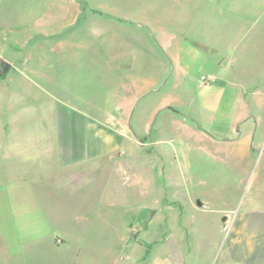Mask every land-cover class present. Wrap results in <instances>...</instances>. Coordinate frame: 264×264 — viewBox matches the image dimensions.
I'll list each match as a JSON object with an SVG mask.
<instances>
[{
	"label": "rangeland",
	"instance_id": "374dc122",
	"mask_svg": "<svg viewBox=\"0 0 264 264\" xmlns=\"http://www.w3.org/2000/svg\"><path fill=\"white\" fill-rule=\"evenodd\" d=\"M92 3L111 11L91 9L96 31L102 28L94 43L65 46L60 54L37 46L27 53L29 59L14 61L0 75V159L22 143L9 141L10 134L35 132L62 135L61 142H47L62 144L66 164L58 157L55 168L40 176H22L21 167L3 166L0 264H219L224 235L189 230L183 220L201 216L205 226L206 216L213 217L224 232L228 214L240 219L248 208L264 212V204L254 203L264 202V152L246 145L236 156L235 146L223 140L235 132H216L237 116L238 104L214 114L198 100L201 90L213 88L221 75L242 81L246 67L262 75L259 89L264 86V0ZM44 14L47 19L52 12ZM117 21L143 32L124 31ZM160 27L184 31L205 52L186 69L187 90L163 88L153 103L142 102L137 119L121 117L109 108L117 104L122 80L161 76L163 67L136 70L131 66L135 61L115 60L118 45L111 46L108 59L102 35L113 33L136 47H147L151 36L168 65L155 34ZM177 43L173 40L168 50L175 53ZM215 49L224 54L215 66L220 75L209 74L205 66L206 53L215 57ZM6 55L18 58L11 50ZM251 91L235 95L244 107ZM162 96L171 102L151 123H142L143 110ZM258 104L264 124V93Z\"/></svg>",
	"mask_w": 264,
	"mask_h": 264
},
{
	"label": "crops",
	"instance_id": "0c3cea01",
	"mask_svg": "<svg viewBox=\"0 0 264 264\" xmlns=\"http://www.w3.org/2000/svg\"><path fill=\"white\" fill-rule=\"evenodd\" d=\"M96 6L99 7L101 4L94 5L92 0L91 3L89 0H0V60L14 66L16 60L22 58V61H25L29 59L27 53H30L37 46H49L52 51L60 54L64 52L65 46H72L81 41L89 42L90 40L94 43L95 34L98 35L102 32V28L96 31L94 27L95 18L91 9ZM32 7H35L34 11ZM100 8V11L111 12L105 11L102 6ZM46 10L52 12V15L47 19L45 14L43 15ZM20 14L27 15L30 21H22ZM47 22L48 27L45 26ZM41 23H44L43 27ZM101 24L104 26L106 23L102 20ZM115 24L124 31L137 29L143 32L136 25L133 26L123 21H117ZM4 25L8 27L3 28ZM182 27L184 28V25ZM155 34L169 56L168 65H166V62L164 63L167 60L166 57L153 47L155 40L151 36L148 37L147 47L138 46V48L127 42L125 38H118L113 33L105 32L102 35L103 42L101 45L104 49V56L106 55L108 59H112L110 55L111 46L118 45L119 53L115 60L120 62H123V60L135 61L137 63L134 66L131 63V66L136 70L148 67V69L152 68L153 71H157L154 68L157 66L158 68L163 67L164 73L161 76L146 75L138 81L127 77L124 78V82L122 80L120 90L115 94V100H118L117 104L108 107L109 109H117L121 117L137 119L139 113L136 115V111L142 102L146 99H154V94L160 93L163 88L167 89L168 92L187 90L188 82L185 79L188 75L185 73L186 69L196 61L195 59H199L202 51L205 52L192 45L191 41L198 44L201 42L192 39V37L190 38L184 31L180 32L173 28L171 30L169 27H160ZM173 40H177V44L181 45L180 48L177 47L178 50L175 53L168 50V46ZM7 50L13 51L18 58L10 59L6 55ZM181 55H183V58ZM206 55L208 57L205 62L207 72L220 75L222 70L215 66L224 54L215 49V57H213V54L206 53ZM232 60H230V63H232ZM251 69L246 67L242 71L247 72L242 81H234L230 78L227 80L221 75L217 78V83L213 88H203L201 90L198 100V104L202 109L214 114L222 113V110L228 104H238L240 111H238L237 116L216 129V132L220 133L229 132V128V130L235 132L234 138H224L223 140L231 142L235 146V151L232 154L236 156H239V150L245 148L246 145L251 150L258 148V151L264 152V124L258 104L259 98L264 93V86L259 89L262 75L252 73L254 71ZM225 72H229V69ZM230 72L232 71L230 70ZM165 78H167V81L164 83L163 79ZM249 89L252 91L245 108L242 100L236 98L235 95ZM169 100L163 96L162 101L157 104H152L153 101L151 100L152 107H148L142 112V123H151L152 119L159 115L162 112L161 110L171 102ZM8 140L21 141L22 143L14 145L17 147L12 150L9 149L7 155L0 159V175L3 173V166H15L22 168V176H40L55 168L56 165H53L58 157L60 158V164L66 165L63 162L64 150L62 144L54 143L53 145L47 142L51 140L61 142V134L13 133L10 134ZM88 145L90 147L88 149L92 150V145ZM66 152L73 154L75 151L69 150ZM254 203L264 204L263 201ZM255 209L257 208H248V212L240 219L234 218L231 213L228 214L226 217L230 222L224 232L219 224H215V218L209 216L205 218V226L202 225L203 219L201 216L199 219L189 217L188 220L186 218L183 222L188 223H186V227L189 230L204 228L205 235H212L217 231L224 235L222 245L219 248V264H264V212H254ZM221 220H225V217ZM199 249L202 251L205 250V247L199 245Z\"/></svg>",
	"mask_w": 264,
	"mask_h": 264
},
{
	"label": "trees",
	"instance_id": "16d2710c",
	"mask_svg": "<svg viewBox=\"0 0 264 264\" xmlns=\"http://www.w3.org/2000/svg\"><path fill=\"white\" fill-rule=\"evenodd\" d=\"M9 64L0 60V75H3L8 69H9Z\"/></svg>",
	"mask_w": 264,
	"mask_h": 264
},
{
	"label": "built area",
	"instance_id": "2783aa9c",
	"mask_svg": "<svg viewBox=\"0 0 264 264\" xmlns=\"http://www.w3.org/2000/svg\"><path fill=\"white\" fill-rule=\"evenodd\" d=\"M203 80H204V78H203Z\"/></svg>",
	"mask_w": 264,
	"mask_h": 264
}]
</instances>
